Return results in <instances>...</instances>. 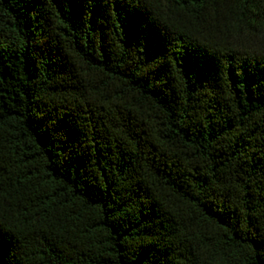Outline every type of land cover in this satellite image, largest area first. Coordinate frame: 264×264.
<instances>
[{"label":"trees","instance_id":"1","mask_svg":"<svg viewBox=\"0 0 264 264\" xmlns=\"http://www.w3.org/2000/svg\"><path fill=\"white\" fill-rule=\"evenodd\" d=\"M0 264H264V0H0Z\"/></svg>","mask_w":264,"mask_h":264}]
</instances>
